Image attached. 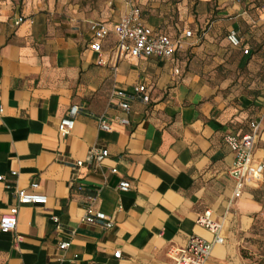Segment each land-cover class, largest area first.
<instances>
[{"label":"crops","instance_id":"obj_1","mask_svg":"<svg viewBox=\"0 0 264 264\" xmlns=\"http://www.w3.org/2000/svg\"><path fill=\"white\" fill-rule=\"evenodd\" d=\"M129 1L171 40L192 33L172 61L118 53L113 28ZM211 1L196 0L195 20L188 0H117L101 17L68 26L40 0L0 2V217L17 190L47 199L18 207L15 232H0V264H172L169 248L192 237L213 240L196 224L207 211L223 239L207 264H256L264 180L248 182L231 203L234 155L223 137L249 133L264 110V10L218 0L214 12ZM93 25L107 27L108 37L96 41ZM231 31L239 48L227 42ZM136 86L148 102L138 97L124 114L110 93ZM72 107L79 108L74 127L61 137L58 123ZM99 117L109 132L98 128ZM92 148L107 157L76 168ZM254 159L264 161V122ZM121 181L127 192L118 190ZM88 206L113 228L82 223ZM61 243L69 245L61 250Z\"/></svg>","mask_w":264,"mask_h":264},{"label":"built area","instance_id":"obj_2","mask_svg":"<svg viewBox=\"0 0 264 264\" xmlns=\"http://www.w3.org/2000/svg\"><path fill=\"white\" fill-rule=\"evenodd\" d=\"M131 1H129V4ZM92 31L96 41H103L110 33L109 29L104 25H93ZM113 33L118 40V53L123 55L129 53L132 57H155L164 61H172L175 50L181 46L183 39L191 38L193 35L190 31L184 32L175 41L171 40L161 31H157L141 21V11L138 7L130 4V9L123 14L113 28ZM227 42L233 48L240 47V41L235 32L231 31L227 35ZM94 51H99V44L95 43L92 47ZM244 55L248 54L247 50L243 51ZM103 65V62H99ZM174 74L178 75V69L174 70ZM145 88L136 86L133 92L126 93L114 89L110 93V100L118 99V106L124 114L130 111V102L138 97H142V101L147 103L148 98L144 96ZM79 112L78 107H72L68 114L62 118L57 130L61 137L69 135L75 123V117ZM2 109L0 108V114ZM118 124L122 126L128 125L125 118L118 119ZM264 122V110L256 122L251 123L249 133L239 136L226 134L223 137V142L234 155V162L228 172V176L234 182V191L231 198V203L238 199L248 182H256L264 180V161H255L254 151L255 145L260 137L262 124ZM98 128L102 131L109 132L110 126L105 121L104 117L97 119ZM108 152L92 148L89 150L85 161H77L76 168L82 167L85 163L100 164L106 158ZM2 177L0 176V180ZM29 188L34 191L37 189L36 183H31ZM130 185L126 181H121L118 184V190L127 192ZM16 204L8 209V212L0 217V232L2 234H13L17 227L18 207L22 205H45L47 199L43 196L35 194H27L24 190L15 192ZM82 223L88 225H101L105 230L113 228V222L100 212L93 211L90 206L87 207L85 215L81 220ZM196 224L205 228L212 234L214 238L211 242H206L201 238L192 237L189 239L186 246L182 249L171 247L167 251V256L172 260V264H207L210 259L212 248L215 245H221L223 239L220 236L221 225L210 219V212L207 211L199 216ZM68 243H61L59 248L65 250ZM114 258L120 259V253H114Z\"/></svg>","mask_w":264,"mask_h":264},{"label":"rangeland","instance_id":"obj_3","mask_svg":"<svg viewBox=\"0 0 264 264\" xmlns=\"http://www.w3.org/2000/svg\"><path fill=\"white\" fill-rule=\"evenodd\" d=\"M2 0H0L1 2ZM117 0H40L43 10L49 14L55 22L68 26L75 23L79 19H87L91 17H101L109 8V3ZM174 4H178L180 0H170ZM189 13L195 20L200 16L197 12L196 0H188ZM218 0H212L209 10L216 12L220 8ZM223 4L231 6L238 4L248 12H255L257 9L264 10V0H226ZM110 5V7H112ZM212 15L208 12L205 21L211 22ZM258 235L255 238L257 249L255 252V260L264 264V215L257 221Z\"/></svg>","mask_w":264,"mask_h":264},{"label":"trees","instance_id":"obj_4","mask_svg":"<svg viewBox=\"0 0 264 264\" xmlns=\"http://www.w3.org/2000/svg\"><path fill=\"white\" fill-rule=\"evenodd\" d=\"M256 226H257V224H256L255 227H254V229H255V238H256V236L258 235V229H257ZM255 238H254L253 241H254V243L256 244V249H257V245H258V244L256 243ZM254 261H255L256 264H262V263H263V262H260V261L257 262V261L255 260V258H254Z\"/></svg>","mask_w":264,"mask_h":264}]
</instances>
